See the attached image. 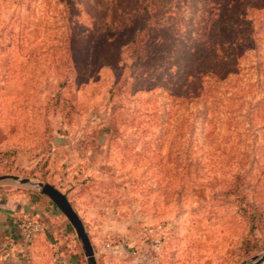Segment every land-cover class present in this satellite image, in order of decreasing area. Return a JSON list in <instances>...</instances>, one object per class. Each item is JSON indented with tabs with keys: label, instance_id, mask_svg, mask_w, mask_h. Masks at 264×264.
Returning <instances> with one entry per match:
<instances>
[{
	"label": "rangeland",
	"instance_id": "rangeland-1",
	"mask_svg": "<svg viewBox=\"0 0 264 264\" xmlns=\"http://www.w3.org/2000/svg\"><path fill=\"white\" fill-rule=\"evenodd\" d=\"M215 43L231 57L219 78L183 86L212 67ZM2 176L31 185L0 181V208L52 210L0 264H89L36 183L66 197L95 264L252 263L264 253V0H0Z\"/></svg>",
	"mask_w": 264,
	"mask_h": 264
},
{
	"label": "water",
	"instance_id": "water-1",
	"mask_svg": "<svg viewBox=\"0 0 264 264\" xmlns=\"http://www.w3.org/2000/svg\"><path fill=\"white\" fill-rule=\"evenodd\" d=\"M16 180H18L14 176H2L0 177V181L13 183ZM18 183L20 185H31V182L28 179H22L18 180ZM39 190V194L48 198L59 210L60 212L67 218L69 223L74 228V231L82 245L84 255L87 258V261L89 264H95L93 259V253L92 248L90 245V242L88 240V237L84 231L83 225L75 213V211L72 209L70 204L68 203L66 197L59 192L57 189H55L53 186L45 183H36L34 184ZM264 263V253L261 255L255 257L253 259L252 263L249 264H263Z\"/></svg>",
	"mask_w": 264,
	"mask_h": 264
},
{
	"label": "trees",
	"instance_id": "trees-1",
	"mask_svg": "<svg viewBox=\"0 0 264 264\" xmlns=\"http://www.w3.org/2000/svg\"><path fill=\"white\" fill-rule=\"evenodd\" d=\"M153 19V15L147 11L144 15V18L143 20L141 21V24L139 25V27L136 29V31L134 32L133 36H132V39L130 40V43H129V47H131L132 49V53L133 55H135V58L134 56H132V60H133V65L138 66L139 64L135 62V60H141L142 56H144V51L147 49V47L145 46V43H143V39L144 37L148 36V32H149V28L147 27L148 24L151 23ZM219 20L216 22V24L222 23V21L224 20V16L223 14L219 15ZM221 28L220 29H226L227 26L225 28H222L223 26L221 25L220 26ZM229 41V40H228ZM227 44V43H226ZM222 45H225V43H221L220 46ZM214 48H215V51L212 53V67H206L205 71H197L195 73H190V71L185 74V77H184V83H183V86L187 85V84H192L194 82H196L199 86L202 81V79L204 77H209L210 75L213 76L214 78L218 79L219 78V75L216 71V67L218 65H221V64H226L228 63L229 61H231V57L229 56H222V55H218V50L216 51V48H218L219 46L217 45V43H215L214 45ZM220 52V51H219ZM216 63V64H215ZM198 90L200 91V93H202V89L201 87H198Z\"/></svg>",
	"mask_w": 264,
	"mask_h": 264
},
{
	"label": "crops",
	"instance_id": "crops-1",
	"mask_svg": "<svg viewBox=\"0 0 264 264\" xmlns=\"http://www.w3.org/2000/svg\"><path fill=\"white\" fill-rule=\"evenodd\" d=\"M40 204L42 202H49L48 199L46 197H41V199L39 200ZM44 207V206H43ZM46 207V206H45ZM38 208H42V207H36L33 206V204H28L25 206H21L20 208H14V207H1L0 208V246H4L7 247L4 250V254H0V259L4 258H9L12 262L17 258V249L21 247V237H20V233L18 234V232L16 231L14 225H13V219L15 220L16 217H18V215H20L21 213H25V215L27 216H34L37 215L38 213H42L45 216H47L44 219V225L47 220V218L49 217L46 210L49 212H51L50 209L45 208L44 211L40 212V209ZM40 214V215H42ZM15 229V231H14Z\"/></svg>",
	"mask_w": 264,
	"mask_h": 264
},
{
	"label": "built area",
	"instance_id": "built-area-1",
	"mask_svg": "<svg viewBox=\"0 0 264 264\" xmlns=\"http://www.w3.org/2000/svg\"><path fill=\"white\" fill-rule=\"evenodd\" d=\"M13 224L16 230L20 232L21 240L25 244L33 243L44 230V225L40 221L27 215L15 219Z\"/></svg>",
	"mask_w": 264,
	"mask_h": 264
}]
</instances>
